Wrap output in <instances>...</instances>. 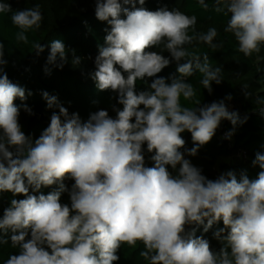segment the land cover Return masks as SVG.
Returning a JSON list of instances; mask_svg holds the SVG:
<instances>
[{
  "label": "clouds",
  "instance_id": "obj_1",
  "mask_svg": "<svg viewBox=\"0 0 264 264\" xmlns=\"http://www.w3.org/2000/svg\"><path fill=\"white\" fill-rule=\"evenodd\" d=\"M137 2L145 4V0H122L132 6L129 9L121 0H96V18L111 29L106 46L99 48L92 79L99 90L117 92L123 110H117L115 119L99 110L82 123L78 114L69 115L59 106V114H52L34 145L21 130L20 110L14 104L16 98L26 99L25 89L4 72L7 61L0 42V192L26 197L12 199L0 218V232L11 231V244L19 249L3 264H114L122 245L135 247L138 241L144 245L140 255L149 264H264V154L256 153L253 164L262 171L254 180L246 174L237 179L231 171L210 180L180 151L185 130L195 145L187 153L195 156L222 120L233 126L244 122L223 100L195 108L180 102L181 96L195 97L192 84L185 82L194 71L203 75L201 83L209 93L213 81L221 83V69L211 67L207 53L199 55L184 47L201 41L219 49L222 44L214 43L217 29L196 33L195 15L167 8L150 11L136 7ZM198 3L208 8L205 0ZM215 3L216 11L226 5L231 14L224 31L234 35L238 51L245 57L259 53L264 45V0ZM11 11L9 3H0V13ZM42 19L39 5L13 12L11 21L21 30L16 39L28 43L25 33L39 28ZM162 44L177 62L179 76L170 77V83L156 78L151 90L137 94V79L154 77L170 64L164 55L147 51ZM33 48L37 54L44 51L40 43ZM57 59L67 60L61 40L51 42L47 63L56 64ZM79 62V57L73 59ZM247 87L243 89L249 96ZM43 95L49 108L57 105L56 97ZM25 110L31 114L26 105ZM260 114L264 116V108ZM145 143L149 152L155 151L153 167L145 166ZM177 165L174 176L167 166ZM65 177L74 180L70 206L60 202L61 193L68 191ZM54 184L58 190L47 195L29 194L30 188L39 192ZM219 221L225 227L214 236L226 242L219 252L210 249L208 240L194 238V230L186 231L195 223L203 224L207 232Z\"/></svg>",
  "mask_w": 264,
  "mask_h": 264
},
{
  "label": "trees",
  "instance_id": "obj_2",
  "mask_svg": "<svg viewBox=\"0 0 264 264\" xmlns=\"http://www.w3.org/2000/svg\"><path fill=\"white\" fill-rule=\"evenodd\" d=\"M205 2L208 4L207 9H204L198 0H145L144 5L141 6L137 2L136 7H144L150 11L161 8L178 9L186 15H195L196 33H206L211 27L217 29L218 35L214 43L222 44L219 49L214 50L201 41H193L192 44H186L184 47L199 55L207 53L211 67L221 69V83L216 84L213 81L212 91L209 93L201 83L203 75L198 70L194 71L192 76L185 78V82L192 84L195 97L192 100H185L181 96L180 102L182 106L195 108L223 100L229 111L237 112L239 119L244 122L233 126L229 120H222L213 138L201 146L195 156H189L187 153V150L195 145L191 133L185 130L181 133L185 145L180 151L185 159L200 169L201 174L210 180H215L229 171L233 172L237 179L242 174H246L249 179L254 180L262 171L258 164H253L256 153L264 154V116L260 114V109L264 108V45L261 46L259 53L245 57L238 51V42L234 35L224 31L231 18L226 5L220 6L221 11H216L218 5L215 0H205ZM0 3H9L12 9L11 12L0 13V42L4 44L3 58L7 61L3 66L4 72L11 82L25 89L26 99L22 101L16 98L14 104L20 110L18 121L21 130L32 144L34 145L35 140L49 126L52 114L54 112L59 114V106L66 108L69 115L78 114L82 123L87 122L90 115L99 110L107 111L109 116L115 119L117 110H123L118 93L111 89L99 90L92 79L96 71L95 59L99 54V48L106 46L105 37L111 29L106 21L96 18V0H0ZM36 5H39L43 17L40 27L25 33L28 43L18 41L16 34L21 30L12 23L11 15L17 10L34 8ZM122 7L131 9L132 6L122 3ZM121 18H126L123 13ZM192 34L190 29L189 35ZM54 40H61L64 43L67 60L57 59L56 64H48L47 57L51 42ZM34 43H40L44 51L37 54L33 48ZM147 51H156L169 58L171 62L156 76L137 79L135 86L137 94L151 90L150 84L156 78L163 77L170 83V77L179 76L177 62L172 59L163 44L158 47L153 46ZM75 57L80 58L78 64L73 63ZM183 62L185 61L182 60L180 63ZM60 64L63 66L59 67ZM123 74L127 76V73ZM245 84L248 85L246 91L249 96L245 95L243 89ZM45 92L49 97L57 98V105L48 107L43 95ZM229 94L231 100L226 99ZM195 100H200V104L196 105ZM25 105L31 109V114L25 110ZM140 107L143 108V105ZM61 119L63 120V117ZM132 122H135V118ZM229 132L232 135L226 138ZM142 148L145 166L153 167L152 156L155 151L149 152L146 143ZM9 150L15 151L14 148ZM167 167L174 176L178 174L179 165L176 169ZM63 183L68 191L61 193L60 202L70 206L69 192L74 180L65 177ZM58 188V184L42 186L39 192H32L30 188L29 194L47 195ZM24 198H26L24 195L14 196L11 192H0V218L4 210L11 206L12 199ZM224 227L223 222L219 221L205 232L203 224L193 223L186 226V231L194 230V238L208 240L210 249L219 252L226 242L217 239L214 233ZM227 231L228 229H225L222 236L226 235ZM11 235V231L0 232V264H3L11 254H18V247H13L11 244ZM143 250L144 245L139 241L135 247L124 244L117 253L119 260L114 264H149L140 255Z\"/></svg>",
  "mask_w": 264,
  "mask_h": 264
},
{
  "label": "built area",
  "instance_id": "obj_3",
  "mask_svg": "<svg viewBox=\"0 0 264 264\" xmlns=\"http://www.w3.org/2000/svg\"><path fill=\"white\" fill-rule=\"evenodd\" d=\"M225 137V136H224Z\"/></svg>",
  "mask_w": 264,
  "mask_h": 264
}]
</instances>
